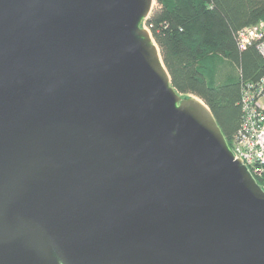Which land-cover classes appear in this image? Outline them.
Returning a JSON list of instances; mask_svg holds the SVG:
<instances>
[{
  "label": "water",
  "instance_id": "water-1",
  "mask_svg": "<svg viewBox=\"0 0 264 264\" xmlns=\"http://www.w3.org/2000/svg\"><path fill=\"white\" fill-rule=\"evenodd\" d=\"M153 2L0 0V264H264V190Z\"/></svg>",
  "mask_w": 264,
  "mask_h": 264
},
{
  "label": "trees",
  "instance_id": "trees-1",
  "mask_svg": "<svg viewBox=\"0 0 264 264\" xmlns=\"http://www.w3.org/2000/svg\"><path fill=\"white\" fill-rule=\"evenodd\" d=\"M155 2L145 26L159 48L172 86L206 104L231 148L242 120V86L264 74V55L254 45L240 49L237 32L264 20V0ZM214 57L231 65L221 80L215 77L214 62L209 66Z\"/></svg>",
  "mask_w": 264,
  "mask_h": 264
},
{
  "label": "built area",
  "instance_id": "built-area-1",
  "mask_svg": "<svg viewBox=\"0 0 264 264\" xmlns=\"http://www.w3.org/2000/svg\"><path fill=\"white\" fill-rule=\"evenodd\" d=\"M237 44L240 49L254 45L264 55V20L241 28ZM240 103L242 120L230 149L264 190V74L243 84Z\"/></svg>",
  "mask_w": 264,
  "mask_h": 264
},
{
  "label": "rangeland",
  "instance_id": "rangeland-1",
  "mask_svg": "<svg viewBox=\"0 0 264 264\" xmlns=\"http://www.w3.org/2000/svg\"><path fill=\"white\" fill-rule=\"evenodd\" d=\"M155 6H156V2L154 0L153 6H152V11L155 8ZM213 62L215 64V66H214ZM209 66L210 67L214 66V69L217 70V73L215 74V77L219 76L218 78L220 80L225 77L226 71L231 69V65L227 61H225V60H223V59H221L219 57L212 58L210 60V62H209ZM232 70L236 71V68L234 66H232ZM219 71H220V73H219Z\"/></svg>",
  "mask_w": 264,
  "mask_h": 264
}]
</instances>
